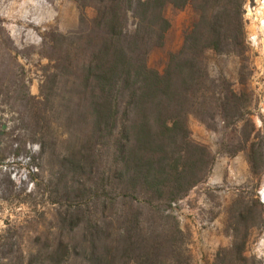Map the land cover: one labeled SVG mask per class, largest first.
I'll list each match as a JSON object with an SVG mask.
<instances>
[{
  "label": "trees",
  "instance_id": "16d2710c",
  "mask_svg": "<svg viewBox=\"0 0 264 264\" xmlns=\"http://www.w3.org/2000/svg\"><path fill=\"white\" fill-rule=\"evenodd\" d=\"M76 1L95 15L81 16L72 35L47 33L43 55L53 66L26 115L57 167L48 186L57 232L37 236L26 258L0 255V264H191L175 205L216 155L190 139L187 120L244 116L247 106L210 76L205 55L244 58L247 0ZM168 5L191 6L198 18L161 73L147 60L164 44ZM256 154L252 144V173Z\"/></svg>",
  "mask_w": 264,
  "mask_h": 264
},
{
  "label": "rangeland",
  "instance_id": "374dc122",
  "mask_svg": "<svg viewBox=\"0 0 264 264\" xmlns=\"http://www.w3.org/2000/svg\"><path fill=\"white\" fill-rule=\"evenodd\" d=\"M163 14L170 27L164 44L153 49L147 60L161 73L170 54L181 50L198 18L191 6L175 9L168 5ZM83 15L90 20L95 11L91 7L82 10L76 0H0L3 262L20 254L26 258L35 250L37 236L57 232L59 206L51 203L48 192L57 167L49 154L41 155L39 131L29 125L26 115L41 99L45 75L53 66L43 55L44 38L50 31L77 33ZM244 21V58L213 51L205 55L210 76L222 79L239 95L238 105L247 106L244 116L226 120L218 115L209 124L194 116L187 120L190 139L216 155L206 179L175 205L174 213L189 233L191 264H264V0H247ZM129 29H135L133 22ZM252 144L257 153L256 173L249 163Z\"/></svg>",
  "mask_w": 264,
  "mask_h": 264
}]
</instances>
